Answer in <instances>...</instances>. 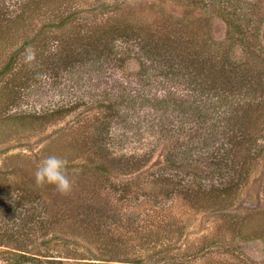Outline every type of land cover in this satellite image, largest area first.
Segmentation results:
<instances>
[{"label": "rangeland", "instance_id": "rangeland-1", "mask_svg": "<svg viewBox=\"0 0 264 264\" xmlns=\"http://www.w3.org/2000/svg\"><path fill=\"white\" fill-rule=\"evenodd\" d=\"M232 1L74 0L66 6L81 23L110 16L152 28L175 23L187 30L190 45L197 37L205 71L181 74L170 68L176 60L168 63L151 51L152 42L129 37L116 39L110 62L83 56L16 89L0 113V264H264V129L242 148L249 158L244 170L219 166V151H236L248 127L240 126L237 114L249 111V102H264V92L230 87V103L221 106L219 92L203 85L210 70L239 65L264 85V0L240 2L252 15L250 30L235 45L231 24L219 14L221 7L231 12ZM18 2L0 0V13L13 15ZM47 18L19 36L0 69L13 57V77L21 65L29 67L22 54L29 47L36 51L31 39L44 37L52 22ZM192 52L198 50L189 49L187 57ZM57 110L61 115L51 122L33 124ZM263 111L245 117L264 119ZM95 125L105 127L101 139ZM83 128L91 133L88 151L81 152ZM103 150L121 163L101 158ZM50 155L67 160L70 191L36 185L34 172ZM235 179L239 188L224 202L207 195ZM31 190L35 198L27 197ZM28 208L40 217L50 210V226L27 225Z\"/></svg>", "mask_w": 264, "mask_h": 264}, {"label": "trees", "instance_id": "trees-1", "mask_svg": "<svg viewBox=\"0 0 264 264\" xmlns=\"http://www.w3.org/2000/svg\"><path fill=\"white\" fill-rule=\"evenodd\" d=\"M73 1L74 0H20V2H18L16 12L13 15H11V13L10 15L7 13H0V62L4 58V54L7 50L15 45L19 36L25 35L29 28L31 29L35 21L43 19L46 16H48L47 20L52 21L49 24V27L42 30L44 31L43 38H40L39 41H35L34 37L31 39L33 47L36 42V47L34 48H36L37 54L36 61L33 63L32 68H25L21 65V68L15 72L17 77L15 76V73L13 77L11 71L13 69L12 67L16 64L13 57L8 59L0 69V113L6 112L9 105L12 104L16 89L20 92L22 86L26 85L33 79L42 76L44 73L43 71L45 70L51 72L52 69L58 71L72 67L73 64L81 62L83 60V56H92L97 60V62L106 60L110 62L111 60L109 58L113 55L114 57L116 56L114 53V42L117 41L116 39L126 41L127 38L134 37L132 38L133 40L152 42L151 51L155 55L160 56L161 59H166L168 57V59H166L168 60V63L171 62L170 59L176 60L177 64H171L170 68L172 69L173 67L176 69L178 67L176 70L177 72L178 70L179 72H182L181 74L185 75V72L189 73L191 68L205 71L203 68L204 61L200 52V49L202 48H197L196 46L197 37L194 36L193 39L191 38V43L194 44L190 45L188 39H185L187 36V30L185 28L182 29L177 27L175 23H172L168 27H164L165 23H163L161 25H155L152 28L143 23L127 22L123 17L113 18L111 16L109 18L106 17L104 20L100 19L98 23H94V21L81 23L77 15L75 13H71V8L66 9V6L70 5ZM224 2L228 4L229 0H224ZM232 2H234V8L231 12L226 11V9L221 7L219 9V14L226 25L228 24L229 26L231 24L229 29L231 30L230 32L233 33V36L229 39V41L232 45H235L237 41L236 39H239L241 35L245 36L250 30L248 24L251 23L250 16L252 13L251 11L243 9L240 5V2H243V0H233ZM229 18H233L235 21L227 23ZM53 45L55 46L53 47ZM194 48H196L198 52H192V55L187 57L188 50ZM226 51H228V48L226 50H222L219 55H224L223 53H226ZM198 55L200 56L199 59ZM212 64L216 65L215 62H212ZM35 65L36 68L33 67ZM241 67L244 66L239 65L231 67L230 71L224 72L223 67L220 68L221 72H217L215 69H212L215 67H209L212 70L209 72L210 75L205 77L203 85L205 87L208 86L210 92H219L217 100L221 106H226L230 103V93H232L230 87L235 90V92L243 93L246 91L245 93H251L252 95L257 93H260L261 95V93L264 92V85L255 82V78L248 75V72L245 69V72L240 70ZM222 74L227 76H223L222 78L220 77L219 79L218 76ZM123 101L124 100H122V102ZM235 105L238 104L236 103ZM252 105H255V107L252 108ZM247 107H249L247 109L249 111H246L244 108L245 110L241 109L242 113L240 112V114H237L240 115V126H248L245 131L243 130L240 132V136L238 137V149L233 151L231 147L223 146L222 150L219 151L220 156H224L220 157L219 161H221V163H219V166H221V164L226 165L229 168L239 166V172L245 169L246 163L249 159L247 156L242 154L244 149L243 146L247 147V144L254 142V139L251 140L252 136L254 137L255 134H259L258 131L260 128L264 129V119L262 118L263 114L254 120L251 117H245L250 111L252 113L257 109L264 110V102H255L254 104L249 102ZM59 115H61V111L59 112V110L40 115V117L38 116L37 118H34L33 124L35 125V121H37L41 127L42 125L51 122L54 117H59ZM26 118L27 117L24 116L21 120ZM234 118L236 117L233 116L232 118H228V120L233 121ZM95 127L100 129L96 130L94 128L95 136L101 135L103 128H105L97 125H95ZM87 130V128H83L84 137H82L83 139L81 138L79 143L81 152L88 151V145L90 144L88 141L90 137L88 135L91 132L89 133ZM99 137L101 139V136ZM99 137H95L94 139H99ZM75 148L76 147L72 149L74 150ZM99 155L101 158H105L106 156V158L110 159V161L121 163L120 160L111 156L108 151L106 152L103 150ZM216 160L218 161V159ZM216 165L218 164L216 163ZM236 177L239 178L240 175H237ZM238 182L239 179H235L224 185L219 184L220 188L217 189L212 187L209 189L208 193H206L213 200V202H224L237 192L239 188ZM26 193L29 198H35L36 196V192L34 190L27 191ZM20 204L28 205L29 201L22 202ZM28 210L29 217L25 219L27 225L28 223H32L33 226L37 225L43 231L46 227H48V225L50 226V210L44 208L40 211L42 217L38 216L39 213L37 212L36 213L38 215L32 216L30 208H28ZM36 211L38 210L36 209ZM26 260L34 261L35 259L31 258ZM51 262H54L53 264H58L55 263L57 261Z\"/></svg>", "mask_w": 264, "mask_h": 264}, {"label": "clouds", "instance_id": "clouds-1", "mask_svg": "<svg viewBox=\"0 0 264 264\" xmlns=\"http://www.w3.org/2000/svg\"><path fill=\"white\" fill-rule=\"evenodd\" d=\"M23 62L29 67L36 61V51L26 48ZM67 160L56 155H50L42 160L34 172V180L37 186L52 185L59 192H68L72 187V180L66 174Z\"/></svg>", "mask_w": 264, "mask_h": 264}]
</instances>
